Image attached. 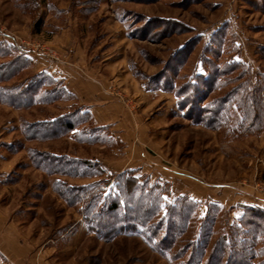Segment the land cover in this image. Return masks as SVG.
Here are the masks:
<instances>
[{
    "label": "rangeland",
    "instance_id": "rangeland-1",
    "mask_svg": "<svg viewBox=\"0 0 264 264\" xmlns=\"http://www.w3.org/2000/svg\"><path fill=\"white\" fill-rule=\"evenodd\" d=\"M31 1L0 0V46L15 57L7 46L15 43L31 61L0 86L38 73L33 59L80 64L82 78L90 69L102 76L98 88L114 103L121 137L96 126L71 95L28 108L0 101V264H185L208 213L216 215L214 241L244 208L264 211V120L236 135L235 110H228L226 125L210 128L194 121L196 108L188 111L191 97L210 111L235 89L245 79L237 63L263 90L264 0ZM221 70L228 74L215 79ZM183 86L189 87L181 97L176 90ZM83 90L88 96L89 86ZM56 119L80 125L57 138L27 139L31 126ZM82 132L106 143L78 142ZM32 152L85 160L89 168L85 176L48 174ZM130 177L137 184L132 198L141 193L155 213L148 218L153 227L138 224L139 208L133 213L119 190ZM67 187L87 191L71 204L59 195ZM91 195L97 210L109 201L119 209L95 210L88 222L83 210ZM187 206L194 209L187 229L168 245L166 225L156 232L154 225L168 209Z\"/></svg>",
    "mask_w": 264,
    "mask_h": 264
},
{
    "label": "trees",
    "instance_id": "trees-1",
    "mask_svg": "<svg viewBox=\"0 0 264 264\" xmlns=\"http://www.w3.org/2000/svg\"><path fill=\"white\" fill-rule=\"evenodd\" d=\"M31 1V0H29ZM29 2V4H32ZM35 3V2H34ZM33 3V4H34ZM39 22L36 23V28H38ZM16 54L15 57H9L10 51L8 48L0 49V58H10L8 61L0 63V84L11 79L12 77L19 75V73L31 68L30 58L27 57L25 52L16 46L15 43L7 45ZM12 51V52H13ZM237 68H242V78L245 79L239 83L235 89L224 93L221 97L214 101L213 109L209 111V108L202 106V103L191 97L189 100V95L186 97V101H183L185 105L181 107L185 108L187 103L189 104L188 111L196 108L198 110V116L194 120L196 123L210 128L214 124L226 125L228 110H235L239 114L240 121L237 123L238 130L236 135L241 131L245 133L250 132L255 126H260L264 120V88L261 90L257 85H253L252 80L248 72L245 70V65L237 63ZM226 71L221 70L219 73H215L214 77L219 78L226 75ZM228 74V73H227ZM189 86H183L181 93L177 90V94L181 97L182 91L186 90ZM211 91L214 86L209 85ZM70 95L64 88L63 84L59 80L53 79L46 73L40 72L36 73L33 77H27L24 79L23 83L12 84L11 86H0V101L7 103L15 107H25L28 108L32 106L34 102H40L43 104H52L57 101H62L63 96ZM192 99V100H191ZM35 103V104H36ZM232 106L230 108L229 106ZM201 106V108H199ZM209 117V118H207ZM80 122H72L65 120H55L49 123H42L36 126H31L33 133L27 135V139H51L57 138L63 134H69L76 130ZM54 125V126H53ZM80 125V124H79ZM29 128V127H28ZM95 131H100L101 128H95ZM94 131V132H95ZM83 138L76 139L78 142H83L87 144L94 143H106L105 137L101 135H96L89 132H82ZM34 153V162L36 166L47 172L48 174H62L70 177H77L78 174L85 176V170L89 168L88 163L85 160H77L65 156H39ZM122 187L119 190H123L128 194L129 205L126 203L127 207L133 212V207L139 208L137 213L138 224L146 223L151 225V221L148 219L152 215V207L148 205V201L141 193L138 194L136 199H133L130 195V191L133 192L137 184L135 183L133 177L126 179L122 182ZM87 188L80 187L79 189L74 187H67L64 197L61 193L59 194L67 203L75 204L82 195L86 192L83 190ZM87 191V190H86ZM97 196L91 195L85 202V208L83 210V217L88 222H91L92 216L95 215L96 211L100 212L102 215L117 211L119 208V202L109 201V203L103 202L101 205L105 206L104 210L96 209L98 199ZM124 199V198H123ZM135 200V202H134ZM138 200V201H137ZM184 199L183 201H185ZM139 201H144L139 204ZM136 203V204H135ZM145 205V207L143 206ZM218 205H214L213 210L217 214L219 209ZM96 210V211H95ZM194 210V209H193ZM192 207H188L185 210H174L168 209L166 215L160 219L154 225V231L161 230L162 226L165 224L164 232L167 233L170 245L178 236L186 231L189 220L192 217ZM169 211V212H168ZM91 212V213H90ZM134 213V212H133ZM227 213V212H226ZM209 214V213H208ZM205 216L202 221H200L197 241H193L190 254L188 255L185 264H264V211L256 209L253 207H246L243 210V214L240 218L233 221L232 224H226V229L222 230L220 234L217 235L214 241H211L213 235H215L213 226L216 222V215ZM95 219H93L94 221ZM134 226L135 221H131ZM153 227V226H152ZM123 226L120 227V231L124 230ZM104 233V235H107ZM196 240V239H195Z\"/></svg>",
    "mask_w": 264,
    "mask_h": 264
},
{
    "label": "crops",
    "instance_id": "crops-1",
    "mask_svg": "<svg viewBox=\"0 0 264 264\" xmlns=\"http://www.w3.org/2000/svg\"><path fill=\"white\" fill-rule=\"evenodd\" d=\"M69 58V57H68ZM79 63H82L85 57H76ZM37 64V72H43L51 76L55 80L62 82L67 92L82 106V110L90 115L94 124L98 127H108L115 137L120 136V125L116 117L110 112L112 105L108 97L101 94L98 84L102 82V76L96 74L93 70H89L90 77L87 79L81 77V68L78 65L62 63L58 64L52 60L42 58L33 59ZM89 86L88 96L85 95L84 87ZM142 156V153H141Z\"/></svg>",
    "mask_w": 264,
    "mask_h": 264
}]
</instances>
